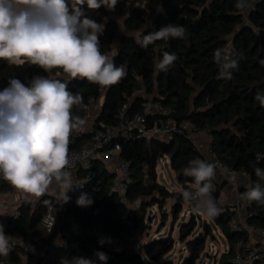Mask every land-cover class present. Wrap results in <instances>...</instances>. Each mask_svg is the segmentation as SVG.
I'll return each mask as SVG.
<instances>
[{"label": "trees", "instance_id": "16d2710c", "mask_svg": "<svg viewBox=\"0 0 264 264\" xmlns=\"http://www.w3.org/2000/svg\"><path fill=\"white\" fill-rule=\"evenodd\" d=\"M236 0H118L114 11L105 7L85 10L87 15L104 25L99 35L101 51L114 55L117 66L123 65L127 75L117 84L106 87L99 112L93 117L90 129L98 127L100 121L115 125L120 108L127 104V111L140 110L148 97L171 105L176 110V118H189L200 130L211 134L214 155L225 165L247 176V191L256 183L264 186L255 174V168L264 169V107L255 99L257 92H264V0H254V7L247 13L235 8ZM123 19L127 32L122 33L116 45L113 41L118 31V23L111 16ZM169 24L181 25L186 29L184 39L156 41L147 48L136 43L138 38ZM160 51H156V48ZM231 48L238 67L232 71L231 79L218 77L219 65L214 59L217 49ZM163 51L174 53L177 60L168 71H158L154 58L162 57ZM59 69L45 72L30 63L11 64L0 59V90L7 86L11 78H19L28 83L34 76L56 77ZM73 93L83 97L81 105L72 109L73 116L82 119L87 112L83 104L91 105L100 96L103 87L77 78L68 83ZM212 130V131H211ZM88 131H73L69 148H77L89 140ZM119 158L130 165V179L124 193L115 188V172L99 159L87 167H80L77 178H86L83 193L93 199L89 207H79L75 194L64 203L61 196L44 194L33 207L22 204L17 216L0 214V222L5 225L9 236H21L29 244L35 242L32 231L38 224L44 208L50 202L54 205L56 224L53 233L65 238L77 257L88 258L87 254L102 251L109 256L107 264H173L164 256L171 249L170 236H156L143 243V252L127 249L126 235L146 226V211L153 205L162 208L167 198L182 202L180 192L169 190L158 181L156 165L164 155L169 157V165L175 172L176 181L184 188L193 190L189 182L194 178L184 175L189 162L199 158L190 139L175 136L165 140L160 138L119 137ZM14 186L3 183L1 189ZM221 187L216 185L212 192L217 201ZM138 201V207L131 208L127 202ZM174 216L177 211L171 208ZM247 223L264 228V204L251 201L247 208ZM165 214L164 211H162ZM233 213L226 211L215 220L223 233L232 242L236 238L248 240V233L231 230L229 220ZM93 222L102 225L110 242L123 246L121 252L108 251L100 246L92 235L83 229ZM72 224L78 228L73 230ZM189 224L182 222L179 235L184 239L190 230ZM203 232L197 236L196 248L192 249V239L187 241L190 252L181 264H193L202 249V242L210 231L208 223L203 224ZM80 250L82 253H80ZM18 248H12L7 256L15 264H22ZM233 250L223 251L217 264H232ZM145 258L149 261H145ZM37 264V263H32Z\"/></svg>", "mask_w": 264, "mask_h": 264}, {"label": "clouds", "instance_id": "9594fccd", "mask_svg": "<svg viewBox=\"0 0 264 264\" xmlns=\"http://www.w3.org/2000/svg\"><path fill=\"white\" fill-rule=\"evenodd\" d=\"M118 0H0V59L11 64L30 63L45 72L59 69L56 77L34 76L27 84L11 78L0 90V176L18 190L34 197L44 195L55 181L61 189V198L67 203L68 192L83 187L72 180L69 166V143L72 132L83 130L85 120L72 115V109L81 105L83 97L73 93L68 83L77 78L102 87L119 83L126 68L117 66L114 55L101 51L99 35L104 25L87 15V10L102 6L114 11ZM254 0H236L235 8L247 13ZM122 30L125 26L118 21ZM186 29L169 24L158 31L142 35L136 43L143 48L156 41L184 39ZM156 51H160L157 47ZM233 50L217 49L214 59L219 65L218 77L231 79L238 67ZM177 60L174 53L163 51L154 58L158 71H168ZM264 63V61H262ZM255 99L264 107V92ZM264 157H257V161ZM217 164L193 159L184 175L194 178L195 192L180 189L185 201H195L193 211L215 217L221 209L212 197ZM255 174L264 180V169L255 168ZM248 201L264 204V186L256 183L242 196ZM93 199L81 193L76 199L79 207H89ZM10 215V213H7ZM99 243L102 245L104 240ZM14 241L0 222V256L7 257ZM96 260L73 257L61 258L60 264H107L109 256L95 251Z\"/></svg>", "mask_w": 264, "mask_h": 264}, {"label": "built area", "instance_id": "2783aa9c", "mask_svg": "<svg viewBox=\"0 0 264 264\" xmlns=\"http://www.w3.org/2000/svg\"><path fill=\"white\" fill-rule=\"evenodd\" d=\"M83 108L88 113L90 105L83 104ZM200 131L201 130L197 125L189 118L177 119L176 110L173 106L164 104L160 100L147 97L143 101L140 110L137 111L128 112L127 104H124L117 114V123L115 125H108L100 121L97 128H89V140L77 148H69L68 171H70L71 176L73 177L76 175L80 167H87L93 162V160L99 159L106 166H113V171L115 172V188L122 194L125 192L130 179V165L127 161L120 159L118 156L120 151V144L118 142L119 137H154L168 140L175 136H183L190 139L195 149L199 152L200 156L197 159L217 164L218 166L216 169L222 170L226 175V178L234 181L238 171L223 164L214 155L211 145L212 137L208 130H206L208 141L205 145H202L196 140V135ZM115 158H118V160L114 161ZM161 162L169 164L168 155H164L161 158ZM85 179L86 178L77 177L74 179L75 184L83 185V187L73 188L72 192L75 195L80 196V194L83 193ZM3 183L9 182L0 176V189ZM247 187V184L242 187H237L230 204L219 205L217 201L216 203L221 209L220 214L226 211L235 213V215H232L229 220V226L233 232L241 233L246 231L248 236L250 233H254L264 239V228L255 227L247 223V216H249L247 208L251 201L242 198ZM192 192H195V189H193ZM183 204L184 199L181 202V207L177 210V215L179 217L186 218V220H181V223L187 222L190 217L193 218L194 222L196 218L200 220L199 217L201 213L195 212L194 214L192 210L184 209ZM4 207L5 203L0 199V213ZM151 209L156 210L158 207L153 205L150 210ZM242 209L246 210L244 217L240 216V210ZM18 214L19 211L13 216H17ZM39 222L45 231L44 236H46V238L44 240L37 245H32L27 243L21 236H10L14 241L12 248H18L23 253L34 257L37 264H60L61 258L71 260L73 257H77L72 253V247L69 242L60 235L53 233L56 219L52 202L48 203L44 208ZM203 224L204 222L200 220V225L202 227ZM83 230L92 235L95 241L108 251L121 252L123 250V246L108 241L101 223L93 222ZM212 233V237L216 238L217 235H221L226 238V243L222 244L224 248L223 251H228L229 249L233 250L231 258L232 264H264V245L258 247L251 244L249 239L244 240L242 238H236L232 242H229L220 227L212 230ZM101 239L104 240L102 245L99 243ZM182 248L186 250V246H182ZM210 250L215 254L217 253L215 251V246H211ZM78 251L82 253L80 250ZM87 257L96 260L93 253L87 254ZM0 264L15 263L8 257L0 256ZM96 264H99L98 260L96 261ZM110 264L122 263L116 262Z\"/></svg>", "mask_w": 264, "mask_h": 264}, {"label": "rangeland", "instance_id": "374dc122", "mask_svg": "<svg viewBox=\"0 0 264 264\" xmlns=\"http://www.w3.org/2000/svg\"><path fill=\"white\" fill-rule=\"evenodd\" d=\"M111 16L117 21H121L123 24V19L121 17L116 16L115 14H111ZM127 32L126 29L122 30L120 27V24L118 23V31L116 34V37L113 41L114 45L117 44L120 35L122 33ZM108 55H111V53H108ZM106 87H103L102 92L100 95L105 93ZM100 99L97 100V102ZM91 124L88 123L87 127H90ZM84 128V127H83ZM113 170V169H112ZM156 174L157 179L159 182L164 184L169 190L180 192V189H185L181 184H179L174 175V170L170 167L168 163H164L159 161L156 165ZM189 186L192 189H195V181L189 182ZM61 189L58 186L57 183L53 182L52 185H50L48 189V194L54 195V196H61ZM192 191V190H189ZM68 194H74L72 191L68 192ZM36 197L31 201L32 203L36 202ZM184 199V198H183ZM138 201H132L127 202L128 206L131 208L138 207ZM174 203L173 198H167L163 204V209H147L146 211V226L142 229H136L131 232H129L126 235L127 243L126 247L127 249H134L138 252H143L142 246L143 243L146 242L150 238H154L156 236H170L173 239V245L171 249L166 253L164 256V259H169L172 261L173 264H181L182 261L189 255L190 248L189 245H187V241L190 239H193L196 235L199 233H202L204 228L200 225V220L204 223H208L210 226V231L206 235L204 241L202 242V249L199 252L198 257L194 260L193 264H217V259L220 256V254L223 252V246L222 244L226 243V238L221 235H217L216 238L212 237V230H215L219 227V223L215 220L214 217H208L207 215H204L201 213L200 220L196 218L195 224L193 228L190 230L189 234L186 235L184 239L180 238L179 235V228L181 225V220H186V218L179 217L178 215L174 216L171 208ZM23 204H31L30 202L23 203ZM195 206L194 201H185L183 204L184 209H190L193 211V208ZM31 207V206H30ZM19 211V208L17 209V203L14 205V213H17ZM162 211L165 212V214L162 213ZM195 214V211H193ZM36 228V227H35ZM34 228V229H35ZM73 230L76 229L75 224H72ZM77 230V229H76ZM182 246H186V250L182 248ZM211 246H215L216 254L210 250ZM145 261H148L145 258ZM149 262V261H148ZM150 264H155L154 262H150Z\"/></svg>", "mask_w": 264, "mask_h": 264}, {"label": "crops", "instance_id": "0c3cea01", "mask_svg": "<svg viewBox=\"0 0 264 264\" xmlns=\"http://www.w3.org/2000/svg\"><path fill=\"white\" fill-rule=\"evenodd\" d=\"M104 94L105 93H103L102 95H100L97 98V100L100 99L98 102L96 100L95 102H93L90 105L89 112L83 118L85 120V124L83 125V127H84L83 131H88V129L90 128V127H87V125H88V123L91 124L93 117L99 112L100 106H101L103 99H104ZM148 97H150V96H148ZM196 140L199 143H201L202 145H205L208 141V134H207L206 130H201L196 135ZM117 160H118V158L114 159V161H117ZM107 168L112 170L113 166H107ZM75 178H76V175L72 177L73 182H74ZM212 183H213L214 187L216 185H219L221 187L219 196L217 198V203L219 205H225V204L231 203L235 189L237 187H242L243 185L247 184V176L244 173L238 172L236 178L234 179V181H232V180H229L228 178H226V175L223 173L222 170L216 169V174H215L214 179L212 180ZM46 193H48V191ZM34 198H35L34 196H31L30 194L24 193L15 187L13 189H10V188L0 189V199L3 200L5 203V207L1 211L0 214L10 213V215H14L15 214L14 213V205L16 203H17V209L23 203H27V202H30L31 203L30 206L33 207L34 203H32L31 201ZM38 198L39 197H36L35 200H37ZM245 212H246V210H244V209L240 210V216L244 217V215L246 214ZM233 215H235V213H233ZM76 229H78V228L76 227ZM32 233H33L32 238L35 242L39 241L41 239V237H43V235L45 234V231L43 230L40 222H38V224L36 225V228L33 229ZM248 239H249V242L255 246L261 247L262 245H264V239H262L258 235H255L254 233H250L248 236ZM37 244H39V243L32 244V245H37ZM18 254H19L20 262L22 264L36 263L34 257H32L28 254H25V253H21V252H19Z\"/></svg>", "mask_w": 264, "mask_h": 264}, {"label": "water", "instance_id": "95a60500", "mask_svg": "<svg viewBox=\"0 0 264 264\" xmlns=\"http://www.w3.org/2000/svg\"><path fill=\"white\" fill-rule=\"evenodd\" d=\"M151 98L154 99L153 97H151ZM211 131H212V130H211ZM180 207H181V202H179V201H178V202H174L173 205H172V209H173L174 211H177ZM187 223L189 224L188 229L191 230V229L193 228L194 224H195L193 218L190 217V218L187 220ZM197 238H198V236L196 235V236L192 239V249H195V248H196Z\"/></svg>", "mask_w": 264, "mask_h": 264}]
</instances>
